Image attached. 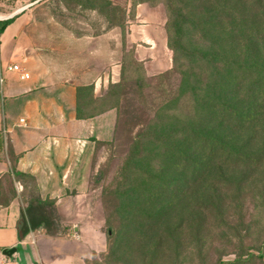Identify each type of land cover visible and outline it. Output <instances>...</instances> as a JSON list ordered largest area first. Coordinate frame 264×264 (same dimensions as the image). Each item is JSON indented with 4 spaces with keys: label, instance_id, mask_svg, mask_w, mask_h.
I'll return each mask as SVG.
<instances>
[{
    "label": "rangeland",
    "instance_id": "rangeland-1",
    "mask_svg": "<svg viewBox=\"0 0 264 264\" xmlns=\"http://www.w3.org/2000/svg\"><path fill=\"white\" fill-rule=\"evenodd\" d=\"M29 10L37 51L111 76L106 96L118 122L113 139L97 145L91 177L109 236L103 263L233 264L244 254L239 264H264V122L240 129L210 118L220 92L208 83L215 62L232 72L226 82L240 70L244 91L264 84V0H41ZM180 21L182 54L210 48L215 60L184 56L175 69ZM143 23L152 35L161 26L166 65L139 59L131 33ZM103 44L110 59L102 66ZM46 210L48 231L61 229L55 209Z\"/></svg>",
    "mask_w": 264,
    "mask_h": 264
},
{
    "label": "crops",
    "instance_id": "crops-1",
    "mask_svg": "<svg viewBox=\"0 0 264 264\" xmlns=\"http://www.w3.org/2000/svg\"><path fill=\"white\" fill-rule=\"evenodd\" d=\"M28 1L0 0V21L16 16L0 34V72L19 65L26 74L7 71L0 97V251L16 248L9 256L16 264H104L109 236L91 177L97 145L113 139L118 122L106 96L111 76L37 51L32 11H21ZM137 26L131 36L139 59L166 65L161 26L153 35L147 23ZM143 37L151 43L139 44ZM101 47L103 66L110 54ZM27 178L35 181V198L25 193ZM48 207L62 227L55 232L45 223Z\"/></svg>",
    "mask_w": 264,
    "mask_h": 264
},
{
    "label": "trees",
    "instance_id": "trees-1",
    "mask_svg": "<svg viewBox=\"0 0 264 264\" xmlns=\"http://www.w3.org/2000/svg\"><path fill=\"white\" fill-rule=\"evenodd\" d=\"M16 16L4 19L0 21V34L4 32V30L10 25ZM176 26V24H175ZM183 27L184 24L180 21L177 24V35L172 42L173 49L175 50L174 64L175 69L181 68L184 66L182 58L193 57L196 55L202 54V58H206L209 63L216 59V52L213 53L210 48H199L198 53H186V55L182 54L181 50H187V47L183 44ZM188 52V50H187ZM215 62L211 64L212 69H216L215 78L209 80V77H213L211 71L209 72L208 83L212 82V90L213 92L219 91L220 97L217 105L213 106L211 111L209 112L210 118L213 116H219V121L225 126L239 127L240 129H246L253 125H262L264 122V84H258L256 88L257 93H251L255 90L254 85H252L251 90L248 91L241 88L242 83H244V75L237 71L233 73L229 82L224 80L226 75H230L229 71H226L225 64H219ZM243 71V70H241ZM219 77L221 79L219 80ZM224 80V81H223ZM264 82V80H262ZM239 92L238 95H234V91ZM212 105V104H210ZM218 106V107H217ZM182 135L181 130L176 131V135ZM184 135V134H183ZM17 175H22L19 172H15ZM40 225V224H39ZM36 227V226H35ZM256 256L255 253L247 254V257L254 258ZM244 254H241L233 264H239L246 262L247 259Z\"/></svg>",
    "mask_w": 264,
    "mask_h": 264
},
{
    "label": "built area",
    "instance_id": "built-area-1",
    "mask_svg": "<svg viewBox=\"0 0 264 264\" xmlns=\"http://www.w3.org/2000/svg\"><path fill=\"white\" fill-rule=\"evenodd\" d=\"M7 71H16L21 75L22 78H25L26 76L23 68H21L19 65H10L8 66L6 71L2 70L0 72V97H2L4 94L5 85L7 81V77H6ZM17 187L19 190L21 189L20 185L19 186L17 185ZM0 264H16V263L8 255L0 251Z\"/></svg>",
    "mask_w": 264,
    "mask_h": 264
},
{
    "label": "water",
    "instance_id": "water-1",
    "mask_svg": "<svg viewBox=\"0 0 264 264\" xmlns=\"http://www.w3.org/2000/svg\"><path fill=\"white\" fill-rule=\"evenodd\" d=\"M41 0H35L34 2H32L31 4L26 5L25 7H23L21 9V11H25L26 9H29L30 7L34 6L35 4L39 3ZM17 251L16 248H12L9 250H4V254L8 255V256H12L15 252Z\"/></svg>",
    "mask_w": 264,
    "mask_h": 264
}]
</instances>
